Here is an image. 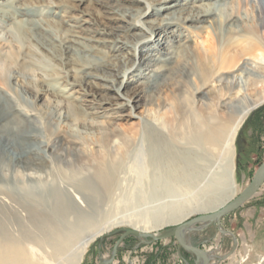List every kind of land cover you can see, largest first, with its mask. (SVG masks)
<instances>
[{
	"label": "rangeland",
	"instance_id": "1",
	"mask_svg": "<svg viewBox=\"0 0 264 264\" xmlns=\"http://www.w3.org/2000/svg\"><path fill=\"white\" fill-rule=\"evenodd\" d=\"M160 1L162 0H0V32L8 40L0 41V53L5 56H0L1 92H9L6 78L10 74L9 68L12 71L18 70L26 57L37 61L38 68L41 69L38 71L57 86L56 91L40 95L34 100V107L41 114L39 122L46 126L47 139L54 140L57 135L67 133V137L78 141L75 147L55 143L47 173H28L26 177L38 181L46 178L52 181L55 178L65 182H89L94 181L96 170L102 165L115 177L111 192L104 194V197L98 196L96 208L99 213L94 214V221L95 230L102 232L89 245L81 264L109 262L116 244L126 230L139 233L147 230L151 232L149 235L159 237L185 219L190 218L192 221L204 216L217 203L242 194L264 164V62H260L264 55V28L260 24L262 20L253 15L255 0H228L230 8L226 13L247 18V26L257 29L254 41L239 42L226 49L229 53H226L227 58L231 57L234 61L232 68L220 69L222 57H215L211 62L212 72L207 85H204L206 79L178 78L175 83L164 86L161 92L157 91L154 99H148L147 93L145 100L141 101L142 106L135 111L130 106H112L113 103L109 102L117 98L116 91L102 88L100 85L104 81L98 78L88 77L85 80L88 85L83 87L70 84L74 75L66 79L69 84L64 82L65 79L58 78L59 69H62L59 59L50 55L45 58L26 38L21 28L13 27L16 21L26 18L31 21L45 20L51 26L52 33L59 35L57 31L76 25L84 31L85 36L93 38V41L80 39L95 48L90 51V56L104 58L105 62H100L103 64L101 67L97 65L99 60L92 64H96V69L100 68L97 69L99 73L114 76L116 69L124 66V59L120 55L133 60L136 53L130 47L120 51V44L113 43L111 34H124L123 27L128 26L114 11L143 10L145 14L140 20H161L165 14L179 8L212 2L175 0L174 4L162 9ZM18 8L28 11V16L21 17L22 11ZM202 25L205 29L200 31L190 27L191 23L183 22L170 29L172 33L169 36L173 37L170 41L186 43L191 53L188 55L191 56V64L198 53L208 48L218 49L219 40L208 23ZM138 28L125 34L124 38L134 42L139 38L138 34H145V38L139 43V54L153 40L159 39L161 34ZM258 56L260 60L257 59ZM189 70L194 71L193 65ZM127 78L130 79L131 75ZM256 78L257 83L249 81ZM114 79L122 81V78L116 76ZM127 81L126 79L125 83ZM122 87V91L130 89L125 85ZM197 89H201V92H197ZM12 94L19 96L17 89ZM55 94L64 97L72 94L65 100L73 105L70 107L73 125L67 129H57L44 115L46 108L56 100ZM35 95L33 93L34 97ZM185 95L195 101L204 115L211 114L208 110L211 106L212 109L214 106L219 107L223 123L230 116L226 109L220 108L221 103L241 106L247 101H256L257 104L263 102L250 114L235 138V172L231 178L227 177L226 166L217 160H191V146L188 147L184 141L189 125L187 121L181 124V120L185 119L176 114L181 110L178 104ZM144 101H147L146 104ZM147 110L157 119L149 117ZM185 115L187 114L183 118ZM90 120L97 124L86 125ZM162 122L168 124L167 129H163ZM18 178L24 179L21 173ZM80 197L77 194V203L80 208L85 209ZM186 237V242L203 249L210 256V264H264V186L218 223L205 227L198 225ZM114 258L112 264L195 263V257L180 249L173 237L154 242L151 239L129 236L120 244Z\"/></svg>",
	"mask_w": 264,
	"mask_h": 264
},
{
	"label": "bare ground",
	"instance_id": "2",
	"mask_svg": "<svg viewBox=\"0 0 264 264\" xmlns=\"http://www.w3.org/2000/svg\"><path fill=\"white\" fill-rule=\"evenodd\" d=\"M174 1L162 0L159 3L164 9L174 4ZM209 1L212 2L191 6V8H179L170 14H165L161 20H140L145 14L143 10L114 11L128 26L123 27L124 34H111L113 43L120 44V51L128 47L132 51L136 50L133 60L120 55L124 59L122 60L124 66L122 65V69H116L114 76L122 78L121 82L109 73H99L100 68L97 67V70L96 64H92L99 60L97 65L101 67L103 65L101 63L105 61L104 58L90 56V51L95 48L82 40L93 41V38L85 36L80 27L71 25L70 29L57 31L58 35L52 33L47 21L37 19L31 21L27 18L16 21L13 27L21 28L26 38L38 48L45 58L50 55L59 59L62 69H59L58 78L65 79L64 82H67L68 77L74 75V80L70 84H77L81 87L88 85L85 82L88 77L98 78L104 81L100 85L102 88L115 90L117 94V98L112 102L103 100L104 102L113 103L112 106L117 107L130 106L135 111L142 106L141 101L147 93L148 99L150 97L154 99L157 91L161 92L164 86H169L178 78L206 79L204 85H207L212 72L213 58L222 57L219 63L220 69L232 68L234 61L231 57L227 58L226 49L239 42L254 41L256 27H248L245 21L247 18L234 17L229 14L231 12L226 13L230 8L228 0ZM255 4V11L252 13L262 20L260 24L264 28V3L262 0H255ZM18 9L22 11L21 17L28 16V11ZM180 22L191 23L190 27L198 31L205 29L203 23H208L209 28L219 40L218 49L209 50L208 48L203 52L199 51L200 54L198 53V57L191 64V56L188 57L191 53L186 43L170 41V38H173L169 36L172 33L171 27ZM136 28L161 34L159 39L153 40L139 54V43L145 38V34H138L139 38L134 42H129L124 38L125 34L137 30ZM1 34L0 32V41H8ZM114 50L117 49L114 48ZM0 56L5 57L1 53ZM23 59L24 62L18 70L12 71L9 68L10 74L6 77L9 92L3 93L0 89V264H81L89 245L102 232L95 230L94 214L98 212L96 208L98 207V196L104 197V194L111 192L115 177L105 165L96 170L93 178L96 182L86 180L74 183L55 178L52 181L48 178L38 181L26 177L28 173H47V165L54 152L55 143L75 147L78 141L67 137V133L57 135L54 140L47 139L46 126L39 122L41 114L35 109L34 100L41 97L40 95L51 94L57 86L50 83L49 79L38 71L41 69L38 68L37 61L29 57ZM257 59L260 60V57L258 56ZM261 61L264 62V55ZM190 64L193 65L194 71L189 70ZM61 73L65 77H62ZM128 75H131L130 79L127 78ZM126 79L128 81L125 83ZM257 79L249 81L257 83ZM124 85L130 89L122 91ZM15 89L18 90V97L12 94ZM201 89H197V92H201ZM33 93H36L35 97ZM70 96L72 94L67 97L55 94L56 100L51 102L44 113L48 121L54 123L57 129H67L73 125L70 119V107L73 105L65 101ZM144 102L146 104L147 101ZM194 102L189 95H185L182 102L178 104L181 110L176 113L177 116L185 119L181 120V124L187 121L189 125L184 141L188 147L191 146V160L204 162L211 159L217 160L226 166L227 177L233 176L235 138L250 114L263 102L260 101L257 104L256 101H247L241 106L221 103L220 108L226 109L230 116L224 123L219 114V107L213 105L212 109L211 106L208 109L211 114L204 115L203 110L198 108ZM185 113L187 115L183 118ZM147 114L157 119L153 113H150V110H147ZM88 124L97 123L90 120L86 125ZM161 125L163 129L168 128L165 122ZM19 173L26 179L18 178ZM77 194L81 196L80 199L85 204V209L80 208L77 203ZM240 195L231 196L229 200L217 203L208 213L198 218L220 214L225 206ZM190 222V218L185 219L177 223L173 229ZM209 224H212L211 220L185 228L181 232V238L186 242V235L190 234L196 226L205 227ZM171 233L172 229L161 236H169ZM139 234L149 235L151 232L141 230ZM208 258L210 259L209 255Z\"/></svg>",
	"mask_w": 264,
	"mask_h": 264
},
{
	"label": "water",
	"instance_id": "3",
	"mask_svg": "<svg viewBox=\"0 0 264 264\" xmlns=\"http://www.w3.org/2000/svg\"><path fill=\"white\" fill-rule=\"evenodd\" d=\"M263 186H264V164L256 172L251 184L247 188H245V191L239 197H237L236 199L231 201V203L225 206L223 210L220 212V214L216 216L196 218L195 220H192L188 224L172 229V233L169 236L153 237L152 235H141L136 231L126 230L124 231L125 232L124 235L120 238V240L116 244L111 260L109 262H102L101 264H112L115 260L114 257H116L117 250L120 244H122L123 241L129 236H135L141 239H151L154 242L160 241L164 239L165 237H173L177 241L180 249H183L185 252L189 253V255H192L193 257H195L194 264H210V259L208 258V254L207 253L205 254V251L203 249L194 247L191 244L189 245L186 242H184V240L181 238V232L185 228H189L190 226L192 227L198 223L205 222V221L211 220L212 224L218 223L222 217L240 208L245 203V201L253 197Z\"/></svg>",
	"mask_w": 264,
	"mask_h": 264
}]
</instances>
